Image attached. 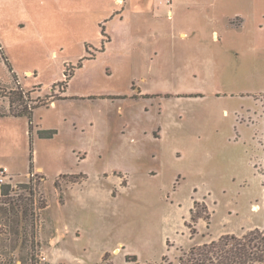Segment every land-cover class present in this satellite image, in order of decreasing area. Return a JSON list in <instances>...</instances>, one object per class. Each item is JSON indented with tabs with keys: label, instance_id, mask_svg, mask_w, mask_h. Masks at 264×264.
<instances>
[{
	"label": "rangeland",
	"instance_id": "374dc122",
	"mask_svg": "<svg viewBox=\"0 0 264 264\" xmlns=\"http://www.w3.org/2000/svg\"><path fill=\"white\" fill-rule=\"evenodd\" d=\"M138 1L0 0V114L44 104L32 136L0 117V264H179L264 229V0Z\"/></svg>",
	"mask_w": 264,
	"mask_h": 264
},
{
	"label": "trees",
	"instance_id": "16d2710c",
	"mask_svg": "<svg viewBox=\"0 0 264 264\" xmlns=\"http://www.w3.org/2000/svg\"><path fill=\"white\" fill-rule=\"evenodd\" d=\"M104 32V31H103ZM95 55L92 54L90 58ZM7 62V61H6ZM7 64H9L7 62ZM12 72V68L10 69ZM72 71L68 72L65 70L66 78L61 82L52 84L51 89H54L56 85L61 87L62 93H65L68 88V81L72 76ZM15 80L17 77L14 74ZM20 85V83H18ZM17 91V92H16ZM29 91L25 92L21 86L18 89H13L9 97V109L6 112H2L0 117L4 116H15L23 117L26 116L29 119V129L30 136L33 132V112L34 109L43 106L39 101L34 100V104L29 103ZM106 98V96H101ZM114 97V96H111ZM63 98H66L64 96ZM51 102V101H46ZM262 103L264 107V94L262 95ZM50 104V103H48ZM46 105V104H45ZM264 116V110H263ZM38 135L40 138H53L57 134V129H38ZM263 150H264V130H263V140H262ZM259 169V172L263 175V185H264V158ZM29 171L33 174L34 162H33V152L30 151V168ZM45 177V176H43ZM76 177V176H74ZM33 178L30 179L29 183H24L23 185L29 188L30 195L33 196ZM57 184V183H55ZM11 184L5 183L0 186V192L2 196H8L10 191H13ZM17 192V191H15ZM32 198V197H31ZM33 200V199H32ZM32 203H34L32 201ZM200 207V209H199ZM14 209V207H13ZM36 210V208H34ZM7 212V209H6ZM208 207L205 201L194 200L193 207L190 210V223L197 224L199 219H209ZM26 214V212H25ZM34 217V212H31ZM23 217H26L25 215ZM25 219V218H24ZM190 223H187L190 228H193ZM25 224V223H24ZM23 228L25 232L26 227ZM129 256H127V259ZM133 261H136V256H133ZM179 264H264V229L258 227L246 231L242 235L235 234H225L220 236L218 239H214L209 242H205L200 245L192 246L188 252L180 257Z\"/></svg>",
	"mask_w": 264,
	"mask_h": 264
},
{
	"label": "crops",
	"instance_id": "0c3cea01",
	"mask_svg": "<svg viewBox=\"0 0 264 264\" xmlns=\"http://www.w3.org/2000/svg\"><path fill=\"white\" fill-rule=\"evenodd\" d=\"M140 4V1H138V0H135V6H140L139 5ZM63 94H65V93H63ZM67 97V96H66ZM57 103V101L56 100H54V105ZM39 129H46V128H39ZM47 129H50V128H47ZM37 131H38V129H37ZM38 133V132H37ZM4 170H5V172H6V174L8 175V176H10V173L11 172H9L8 173V171L5 169V168H3ZM42 171L43 173H44V171H43V168L41 167V166H38V167H36L35 165H34V171ZM14 174V173H13ZM45 174V173H44ZM45 177H46V175H44ZM58 178V177H57ZM57 180V179H56ZM0 194H1V192H0ZM66 204V203H65ZM64 204V205H65ZM65 224H66V222H65ZM67 225V224H66ZM75 226L77 225V224H74ZM81 227L83 228V226L81 225ZM61 238H62V236H61ZM59 239H56V237L54 238V239H52L51 240V243H53L54 245L55 244H57V241H58ZM117 247H119V246H117ZM117 247L115 248V249H117Z\"/></svg>",
	"mask_w": 264,
	"mask_h": 264
},
{
	"label": "built area",
	"instance_id": "2783aa9c",
	"mask_svg": "<svg viewBox=\"0 0 264 264\" xmlns=\"http://www.w3.org/2000/svg\"><path fill=\"white\" fill-rule=\"evenodd\" d=\"M33 175V174H32ZM34 176V175H33ZM10 176H8L7 174H6V172H5V170H0V186L2 185V184H5V183H9L7 180L9 179L10 180V178H9ZM36 215H37V210H34V217H36ZM41 259H42V256H41Z\"/></svg>",
	"mask_w": 264,
	"mask_h": 264
},
{
	"label": "bare ground",
	"instance_id": "6f19581e",
	"mask_svg": "<svg viewBox=\"0 0 264 264\" xmlns=\"http://www.w3.org/2000/svg\"><path fill=\"white\" fill-rule=\"evenodd\" d=\"M258 208V206L257 205H255V209H257Z\"/></svg>",
	"mask_w": 264,
	"mask_h": 264
}]
</instances>
